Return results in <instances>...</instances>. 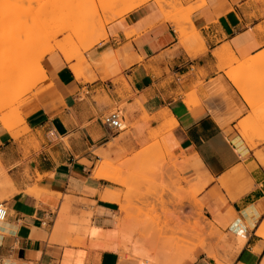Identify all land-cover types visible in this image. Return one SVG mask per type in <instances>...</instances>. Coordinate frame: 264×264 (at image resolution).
<instances>
[{
  "label": "crops",
  "instance_id": "1",
  "mask_svg": "<svg viewBox=\"0 0 264 264\" xmlns=\"http://www.w3.org/2000/svg\"><path fill=\"white\" fill-rule=\"evenodd\" d=\"M159 7L149 0L107 24L106 37L84 55L85 80L75 77L74 60L45 55L44 87L19 107L24 131L14 135L0 124V204L7 211L0 264H138L89 245L90 229L113 230L120 216L116 203L102 199L117 191L113 183L93 176L111 138L99 119L120 105L130 122L150 120L151 129L176 121L163 137L207 180L199 198L215 227L227 225L224 259L264 264L257 234L264 224V140L243 138L240 125L252 120L253 108L229 76L236 63L264 55V0H205L190 14L188 38ZM228 49L232 63L224 58ZM211 258L198 250L187 264H213Z\"/></svg>",
  "mask_w": 264,
  "mask_h": 264
},
{
  "label": "rangeland",
  "instance_id": "2",
  "mask_svg": "<svg viewBox=\"0 0 264 264\" xmlns=\"http://www.w3.org/2000/svg\"><path fill=\"white\" fill-rule=\"evenodd\" d=\"M165 1L169 2L167 8L172 15L176 13L175 16H182L185 9L201 2ZM97 6L98 0H0V106H4L0 111L1 126L6 117L8 122L3 126H9L8 131L14 135L24 131L19 107L44 87L46 78L35 73L27 60L36 50L37 41L40 42L37 51L56 42L65 44L78 69L84 72L89 68L84 57L89 51L87 47L104 39L98 25ZM170 7L175 10L174 14ZM100 16L108 18L110 14ZM181 23L185 27L183 37H191L192 32L184 25L185 21ZM80 29L86 30L84 36L72 37V32ZM44 33L55 36L49 38L51 35ZM247 74L249 71L243 73L244 76ZM34 92L37 93L32 95ZM118 109L122 112L123 106ZM122 115L126 129L111 135L106 144L107 151L99 154L96 166L106 162L110 173L120 180L110 184L123 197L126 232L134 241L145 244L150 257L148 264L191 263L198 250H205L213 264H230L224 259L228 251L227 225L223 224L219 229L204 215L199 195L205 187L198 191L201 184L207 182L202 172L181 163L183 152L165 149L163 136L166 132L160 127L151 129L150 120L141 126L139 121L130 122L127 112ZM118 253L122 261L134 263L126 252L119 249ZM152 257L156 259L152 260Z\"/></svg>",
  "mask_w": 264,
  "mask_h": 264
},
{
  "label": "bare ground",
  "instance_id": "3",
  "mask_svg": "<svg viewBox=\"0 0 264 264\" xmlns=\"http://www.w3.org/2000/svg\"><path fill=\"white\" fill-rule=\"evenodd\" d=\"M147 1H149V0H98V6H97V12L96 13L98 14L97 15L98 20H99L98 25H99V27L101 26L104 38L106 37L105 26L107 24H109L110 22H112L118 18H121L125 14L131 12L132 10H134L135 8L139 7L140 5L146 3ZM153 1H155L156 3L161 4L163 6V8L161 10V11H163L162 14L164 13V16L166 17L165 19L174 23V25L176 26V32L179 34V36L181 38H183L184 30H185V27L183 26L181 21H185L184 25H186V28L189 27L190 29L193 30V26H192L191 21H190V14L195 9H198L205 4V0H201V2L199 4H196L194 6H190L187 9H185L184 14L182 16H179V15L175 16L176 13H175V10L173 8H171L172 6L170 8L174 10L173 11V14L175 13L174 15H172L171 10H168V8H167L170 5L169 2H166L165 0H153ZM100 13L101 14H110V17L107 18V17L100 16L101 15ZM104 18H105V20H104ZM84 30L80 29L77 31H73L72 37H80L81 38V36H84V34H85ZM56 33H58V31ZM39 35H41V34H39ZM39 35L37 37L38 39L40 37ZM43 35L46 36V35H51V34L44 33ZM45 36H43V38ZM53 36H55V34H53ZM53 36L51 35L49 38H51ZM41 38L42 37H40V40H41ZM45 38H47V37H45ZM35 41H37V40H35ZM35 41H34V43H35ZM44 41H46V40L44 39ZM53 41H54V39H53ZM39 43L40 42L37 41L36 50L29 54V57L27 60H29V62L32 64V66L30 65L32 67L31 69L35 73L39 74L41 76V78H43V79L46 78V72L44 71L43 67L41 66V60L45 55L57 50L58 52H60L62 54V56L64 57L66 62H70L73 60V57H72L71 53L69 52V50L67 49V46L65 44H59L58 42H56L55 44L53 43L52 45L47 46L43 50L37 51V49L39 48L38 47ZM95 45L96 44H93V43L90 44L87 47V50H90ZM227 52H229V49ZM222 54H224V53H222ZM229 54H230V52L228 53V55H225V57L223 56L224 58L229 59L228 63H232V62L236 61V59L233 58L234 57L233 54H232L233 57L230 56ZM236 65H237L236 69H233L232 72L229 71L230 72L229 76L231 79H233V81L235 82L237 87L241 90L243 96L246 98V101L248 102L250 107L253 108V113H254L253 114L254 117L252 118V120H250L249 122H244V123H242V125H240V132H241L243 138L249 142L253 143L254 140L263 141L264 140V131L261 132L263 129L259 130L257 124H258V122H262V121L264 122V114H262L260 112V109L263 110V107H264V72H262L260 69V67H262L264 65V55L263 56H256L253 59H251L250 61H244V62L242 61L238 64L236 63ZM20 66H21V64H18V67H20ZM17 69H19V68H17ZM72 70H73L74 75L77 79H83V80L86 79L83 75V72H81V70L78 69L77 63H76V65L72 66ZM245 71H249V74L244 76L243 73ZM243 80L249 81L250 84L245 85L246 82H244L245 84H242L241 81H243ZM37 92H34L32 95L36 94ZM186 99H187V101H186L187 104H189V105L193 104V100L191 97L188 96V98L186 97ZM3 107H4L3 105L0 106V111L2 110ZM259 112L261 113L260 115H259ZM263 113H264V111H263ZM167 114H168L167 111H164V112L159 113V116L165 117ZM5 119H6V117L5 118L3 117V120H4L3 123L8 122V121H5ZM1 120L2 119L0 118V121ZM3 123H2V126H3ZM175 124H176V121L174 119H170V122L164 124L162 127H160V129H161V131L168 132L172 129V127ZM5 126H3V128L6 129V127H7V130H10L9 126H6V127ZM163 146L165 147V149H167V147H168L165 141H163ZM93 176L95 178H98V179L107 180L111 183H119L120 182V180L116 176H114L113 173H110V171L108 170V166H107L106 162H102L98 166L95 167V169L93 171ZM200 190H201V188L199 187L198 191H200ZM198 191H197V193H198ZM121 197L122 196L118 192H115V191L107 190V191H105V193H103V195H102L103 200L111 201V202H114L118 205L120 216L117 218L116 227L113 230L103 231V230L97 229V228L90 229L89 230V236H90L92 242L89 245L94 247V248L106 249V250H112V251H118L120 249V250L126 252L127 254H129L130 258L137 260L138 264H148V259L150 257L146 253V249L144 247L145 244L141 245L139 243V241H134V239L131 238L126 232V219L122 216V212L124 211L125 208L121 202ZM199 205H200V207L202 206L200 203H199ZM261 226L262 227L259 229L257 234L264 238V224ZM239 228H240L241 233H239V235H238V240L240 243H242L246 240L245 234L242 230L243 225H241ZM120 237H121V239H120L121 241H119ZM155 259H156V257H152V260H155ZM162 259H164V258H162ZM169 263H171V262H169ZM176 264H178V263L176 262Z\"/></svg>",
  "mask_w": 264,
  "mask_h": 264
},
{
  "label": "built area",
  "instance_id": "4",
  "mask_svg": "<svg viewBox=\"0 0 264 264\" xmlns=\"http://www.w3.org/2000/svg\"><path fill=\"white\" fill-rule=\"evenodd\" d=\"M124 116L118 109L112 110L100 117L99 122L101 126L109 132L110 135L118 134L126 129L124 124ZM6 208L3 204H0V221H3L6 217ZM244 232V227L242 228Z\"/></svg>",
  "mask_w": 264,
  "mask_h": 264
}]
</instances>
